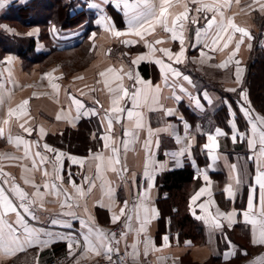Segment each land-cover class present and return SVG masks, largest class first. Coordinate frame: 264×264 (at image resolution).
I'll use <instances>...</instances> for the list:
<instances>
[{
    "label": "crops",
    "instance_id": "obj_1",
    "mask_svg": "<svg viewBox=\"0 0 264 264\" xmlns=\"http://www.w3.org/2000/svg\"><path fill=\"white\" fill-rule=\"evenodd\" d=\"M28 1L5 0L0 3V16L12 2L23 4ZM67 1H72L70 13L84 10L89 18L72 28L52 26L46 40L39 37L40 29L37 25L32 26L28 34L35 40V54L47 53L50 46H55L58 49H78L79 52L90 55L91 60L84 69L66 77L55 67H47L42 71L37 66L38 62H33L34 67L26 69V62L18 55L0 54V128L4 129V135L0 137V169L9 174V185L3 186L9 187L14 180L20 189L28 193L25 202L35 201L30 205L37 217L35 220L22 209L21 214L30 228L40 230V241H49L44 245L33 240L31 246L26 245L23 251L15 254L0 251V264H8L14 259L17 264H22L18 256L23 252L30 255L28 260L26 257L25 264H44L51 256L66 253H74L78 259L92 261L109 256L123 247L128 251L126 264H264V244L252 242L253 226L246 222L244 216V212L248 210L251 191L252 216L259 218L260 191L255 177L258 168L264 170V157L259 153V131H264V125L256 120V117H264V113L252 106L244 86L246 61L253 43L252 31L258 28L255 20L234 18L238 26L250 32L251 40L245 37L235 56L228 61L235 48L234 42L227 48H223L221 43L216 51L205 47L203 38L199 44L196 43V28L199 27L202 31L206 28L205 15L201 14L198 25L188 26L185 33V56L183 62L177 65L159 52L161 48H169L173 53L180 49V42L173 41L171 34L162 27H157L143 40L135 36L115 37L112 34L113 29L120 32L128 30L129 14L125 11L122 0ZM134 2L135 0H129L130 4ZM235 3L231 0L230 7L224 9L226 16L231 17L236 13L243 15L242 11L245 13V7H237ZM173 4H176V0H173ZM173 11L179 12L182 8L176 6ZM191 15L196 13L193 11ZM211 15L212 13H208L207 17L211 18ZM6 27L0 18V29L6 30ZM53 28L55 32L52 31ZM7 29L12 35L18 36L16 30ZM158 39L163 43L155 44ZM235 39H239V33L234 35V41ZM125 40H135L137 43L129 45L123 43ZM145 41L153 44L156 51L150 52ZM139 56L144 59L133 63ZM156 59L172 63L181 72V76L173 77L168 73L165 80L164 70L155 62ZM226 61L225 67H219ZM236 61H239V65ZM141 65H145L146 74L140 70ZM109 67L118 70L129 93L137 89L149 92L147 103L141 95L136 107H133L129 98L121 101L120 106L126 111L120 114V122H116L113 117L111 131L107 128L105 115L111 107L112 96L105 87L104 80L107 79L112 87L116 86L117 81L112 73H106L105 77L99 75ZM237 67L243 70L239 82L236 77ZM128 72H131L133 79L124 75ZM137 76L139 83L135 79ZM183 76H188L191 83L184 80ZM53 83L58 85V89L51 87ZM241 93H246V99L242 98ZM71 97L83 103L84 108L79 113L76 105L72 104ZM25 99L29 101L26 106L27 115L19 120L15 116L8 117V110L16 108ZM196 99L200 101L199 106L194 103ZM242 106L249 109L252 121L257 123V133L252 132V124L242 111ZM221 107H225L227 111L226 126L216 124L212 119L213 114ZM127 109L142 114L141 128L133 127L136 117L130 120ZM168 109L173 110L171 115L165 114ZM92 110L96 114H91ZM237 114L241 116V122L236 119ZM58 115L60 119H57ZM5 119H9L8 125L3 123ZM83 119L94 120L91 138L100 142L97 148L73 153L55 147L46 140L47 134L60 133L65 128L76 129ZM25 121L26 126L31 129L30 133H25L19 127ZM233 123L237 132L235 141L232 139ZM40 128L44 129V134H41ZM217 128L224 135L217 138L218 148L210 156L204 145L208 142L207 136L214 134ZM125 129L132 134L125 137ZM164 129L167 130L163 131ZM239 134H243V138ZM9 135L13 137L12 143H9ZM105 135L109 136L107 142L102 139ZM16 136H22L24 140L31 142L28 157H25V146L16 145ZM198 137L201 139L199 142ZM249 139L256 140L254 148L249 147ZM125 140L128 141L127 151ZM145 141L151 143L146 147ZM106 143L108 148L105 147ZM44 144L65 154L62 163L56 164L61 180L55 179V155L45 150ZM112 146L119 149L120 164L115 166L117 171L107 167V159L112 156ZM196 146L198 154L193 153ZM181 149L184 150L183 155L179 154ZM37 151L52 163L41 166L37 160V167L34 168L32 154ZM97 154L104 157V166L99 174L96 169L99 162L95 159ZM214 156L219 158H213ZM69 157L77 158V162L73 163ZM146 160L149 176H145ZM186 163L194 170L192 181L184 186L188 194L184 211L195 225V231L191 232L181 229L174 215L176 209L168 206L164 200L166 193H160L159 189V178L166 171L182 167ZM232 165L236 166L235 171ZM44 171L49 175L45 176ZM204 175L208 177L207 182ZM237 178L239 184H236ZM4 179L5 177L0 176V183ZM25 180L29 182L25 183ZM46 182L49 186L56 184V192L59 194L51 187L46 189ZM149 182L152 184L151 188L148 187ZM73 184L83 189V196L77 194ZM229 184L233 186L234 197H229L224 192ZM33 185H39L42 198L32 195L37 191ZM201 187H208L211 194L206 193L194 204H190L191 197ZM66 196L70 199L66 200ZM12 198L19 204L17 198ZM208 200L214 202L208 206V211L213 215L217 208L224 213L235 210L236 215L231 225L227 219L220 217L222 227L213 229L203 219L197 218L204 215L199 205ZM121 208L125 209L123 215ZM113 216H119V219L113 222ZM129 216L132 219L129 220ZM4 219L23 232L22 227L15 224L14 213L7 214ZM120 222L126 228L121 232L123 236L112 232ZM142 226L143 231L140 230ZM96 229L107 236L112 247L111 253L100 247ZM86 235L97 251L88 250L84 243ZM256 237L259 238L258 229ZM68 238H72L71 249ZM134 243L135 251L132 248ZM225 253L228 254V259H225Z\"/></svg>",
    "mask_w": 264,
    "mask_h": 264
},
{
    "label": "snow or ice",
    "instance_id": "obj_2",
    "mask_svg": "<svg viewBox=\"0 0 264 264\" xmlns=\"http://www.w3.org/2000/svg\"><path fill=\"white\" fill-rule=\"evenodd\" d=\"M5 2V0H0V3ZM124 4L125 11L129 14V26L127 32H120L116 30H112V34L115 37H121V36H135L140 38L141 40L144 39V37L147 34H150L156 30L157 27H162L163 30L167 33L171 34V39L173 41L178 40L180 42V49L179 51L173 53L169 48H161L159 49V52L163 53L165 57L169 61H174L175 64H180L183 62L184 56H185V33L188 30L189 24L191 25H198L199 23V16L201 14L205 15L206 18V28L205 30H201L199 27L196 28L195 34H196V43L199 44L201 42V39L203 38V42L205 44V47L210 48L212 51H216L218 47L223 43V48H227L229 44L235 43V48L231 52V54L228 57V61H231L232 58L235 56L236 52L239 50L241 44L244 42L245 37H247L249 40H251L250 32L244 28L238 26L234 22V18L230 16L225 15L224 9H227L230 7L231 0H176V4H173V0H135L134 3H129V0H122ZM236 3L239 4V0H236ZM253 4L259 5V10L264 12V0H253ZM179 6L182 8V11L175 12L173 11L174 7ZM252 5H249V8H251ZM195 12L196 15H191L192 12ZM208 13H212L211 18L207 17ZM210 30V31H209ZM53 32H55V28L52 29ZM236 33H239V39H235L234 41V35ZM125 44H135L137 41L135 40H125L123 41ZM155 44H161L163 43L162 40H156L154 42ZM145 46L150 49V52H155L156 49L154 48L153 44H149L147 41H145ZM193 47L195 45H192ZM251 47V45H249ZM223 48H220L222 51ZM201 55L203 56L204 53L202 52ZM144 59L143 56H139L136 58V60L133 61V63H137L139 60ZM155 62L159 65H161V68L164 70L165 73V80L168 78V73H170L173 77H179L181 76V72L172 66V63H165L162 59H156ZM226 62H222L219 67H225ZM236 64L239 65V61H236ZM119 71H122L119 70ZM242 69L237 67L236 71V77L237 82L240 80V76L242 73ZM106 73H112L113 78L117 81V84L115 87L110 86L109 81L107 79L104 80L105 87L107 88L108 92L111 94V107L108 109V112L105 115V119L107 121V128L109 131L112 129L113 125V117H115L116 122H120L121 115L123 112L126 111L125 108L120 106V103L125 98H129L133 102V107L138 106L139 99L141 95L143 96V99L145 103H147L149 99V92L147 91H141L140 89H137L136 91L129 93L128 89L123 84V77L118 74V70L113 69L109 67L106 72H100L99 75L101 77H105ZM47 75V74H46ZM124 75H127L129 79H133L131 72L124 73ZM137 83L140 82L139 77H135ZM184 80L189 81L191 83L190 78L188 76H183ZM51 87L56 90L58 89V85L51 84ZM158 90V89H157ZM234 91V89H233ZM242 98L246 99V93H241ZM177 99H179L177 97ZM72 104L76 105L77 113H79L80 109L84 108L83 103L76 99L75 97H71ZM29 101L27 99L20 102L19 105H17L16 108H10L8 110V117L15 116L17 120L20 119L22 116H26V106L28 105ZM194 103L199 106L200 101L199 99L194 100ZM171 109L166 110V115L172 114ZM242 111L244 112L246 118H248L252 124V132L255 134L257 133V123L255 121H252L251 115L248 108H244L242 106ZM88 114V113H85ZM91 114H96L94 110L91 111ZM234 115V113H233ZM127 116L131 120L133 117H136L135 123L133 124L134 128H141L142 127V114L141 113H134L131 109H127ZM78 118V116H77ZM57 119H60V116H57ZM181 119H183L181 117ZM256 120L260 122V124L264 125V117H256ZM5 125L9 124V119H5L3 121ZM27 121L24 123H20L19 127L23 129L25 133H30L31 129H29L27 126ZM187 127V125H185ZM167 129H164L163 131H166ZM161 131V130H158ZM41 134H44V129L40 128ZM149 133L151 135V130H149ZM127 129L124 131V136L128 137L131 135ZM4 135V129L0 128V137ZM224 135V133L219 129H215L214 134H209L207 136V143L204 145L205 149H208L209 155L212 156L215 149L218 148V140L217 138L219 136ZM241 138H243V134H239ZM237 138V132L235 130V125L233 123V135L232 139L235 141ZM9 143L13 142V137L9 135L8 137ZM106 142L109 140V136L105 135L102 137ZM15 142L17 146H20L23 144L25 146V157H28L30 155V147L31 142L24 140L22 136H16ZM151 141H145V145L147 147L148 144H150ZM158 144V141H157ZM248 145L250 148H254L256 145L255 139H249ZM259 153L260 156L264 157V131H259ZM125 151H127L128 141H124ZM44 149L50 152H53L55 155V162L53 163L54 172L57 173L55 176L56 180H61L62 177L58 174L59 169L56 167V164L62 163V157L65 155L62 152H59L56 149H52L49 145L44 144ZM105 147L108 148L109 145L106 143ZM191 147V142L189 141V148ZM112 156L108 157L107 159V167L108 169L112 171H117L116 165L120 164L119 159V149L115 146L111 147ZM180 155L184 154V150L181 149ZM175 155V154H174ZM213 158H219L218 156H214ZM69 159L72 160L73 163L77 162V158L75 157H69ZM95 159L99 161L96 165L97 173L99 174L101 168L104 166V157L100 154H97ZM251 159V157H249ZM37 160H39V164L42 166L45 163H52L48 160L46 156H43L39 151L32 154V165L33 167H37ZM232 169L235 171L236 166L232 165ZM126 171V168L124 169ZM44 175L48 176L49 173L47 171H44ZM0 176L5 177V179L0 183V251L7 252L9 254H15L16 252L23 251L25 246H31L33 240H35L38 243H42L44 245H47L49 241H40L39 240V231L35 228H30L25 217L21 214L20 209L23 210L24 213H27L33 220H35L37 217L33 213L30 205L34 204L35 201H29L26 203L25 201L28 199V193L24 192L22 189L19 188L18 185H16L15 181L13 180L11 182V185L9 187H5L3 185H9V179L8 173L3 172L2 169H0ZM145 176H149L148 172V162L146 160L145 163ZM204 180L207 182L208 177L207 175H204ZM29 181L25 180V183H28ZM240 181L237 178L236 184H239ZM255 183L259 185V191H260V209H259V218H256L252 216V209H253V195L249 194L248 198V210L244 212V216L246 218V222H249L253 226V243H260L264 244V170H261L258 168L256 177H255ZM33 187L37 188V191L32 193L33 196L36 198H42V193L39 191V185H33ZM44 187L47 189L49 187L52 188L54 192H56L57 185L52 184L49 186V184L46 182L44 184ZM73 187L75 188L77 194L83 196L84 191L82 188L76 187L75 184H73ZM148 187L151 188L152 184L149 182ZM91 189H89L90 191ZM254 190V189H253ZM224 192L229 197H234L235 192L233 191V186L231 184L227 185L224 188ZM206 193L209 195L210 190L208 187H201L199 191L195 193L191 197L190 204H194L196 201L200 199V197L204 196ZM56 194H59L56 192ZM12 197H15L19 200V204H16ZM70 199V197L66 196V200ZM214 202L211 200L206 201V203L200 204L199 207L204 212L203 216L197 217L198 219H203L205 223H207L211 228L213 229H220L222 227L220 222V217H223L229 221V225H231L233 217L236 215L235 210L231 212H220L217 208L216 214L213 215L211 212L208 211V206L212 205ZM125 205L127 206V202H125ZM121 215L125 213V209L121 208L120 210ZM153 214H155V210H152ZM14 213L15 214V224L22 227L23 232L19 231L18 228L13 227L11 223H8L4 217L9 214ZM71 214V213H69ZM119 219V216H113V222ZM128 219H132L131 216L128 217ZM55 223V221H53ZM258 229L259 232V238L256 237V231ZM143 231V226L140 229ZM92 230L90 229V232ZM97 237L99 238V245L100 247H104L105 251L107 253L112 252V247L110 242H108L107 236L99 229H96ZM50 235V234H49ZM123 236V233L121 234ZM69 248L71 249L72 246V238H68ZM114 239V236H113ZM165 241L167 240V237L164 238ZM225 239H227L225 237ZM78 243V242H77ZM84 243L88 247V250L90 251H97L96 246L92 243L89 236H85ZM147 245V242H145ZM132 248L136 249V243L132 245ZM71 254V253H70ZM97 254H99L97 252ZM145 255H147V247L145 250ZM229 256L227 253H225V259H228ZM259 259V257L257 258Z\"/></svg>",
    "mask_w": 264,
    "mask_h": 264
},
{
    "label": "trees",
    "instance_id": "obj_3",
    "mask_svg": "<svg viewBox=\"0 0 264 264\" xmlns=\"http://www.w3.org/2000/svg\"><path fill=\"white\" fill-rule=\"evenodd\" d=\"M72 1L67 0H29L26 3L20 4L12 2L6 12L0 16L3 22L19 27L27 28L39 26V37L46 40L50 36L51 27L60 29L72 28L83 23L86 18H89L84 10L70 13ZM263 21L257 25L258 31L253 33V43L246 61V75L244 86L247 89L248 97L252 106L264 113V37H263ZM263 23V24H262ZM263 37V38H262ZM35 40L31 36H15L9 35L4 30L0 29V54L14 53L21 57L26 63L42 62L53 53H65L73 51L72 49H58L55 46H50L47 53L35 54ZM140 70L146 74L145 65L140 66ZM216 124L225 125L227 119V111L225 107L219 108L212 116ZM236 119L241 122V116L237 114ZM94 120L83 119L76 129L65 128L60 133L47 134L46 140L55 147L67 150L73 153H83L88 149L97 148L100 142L94 141L91 138L92 130L94 129ZM199 140L198 137V142ZM198 146L193 148V153L198 154ZM194 170L189 164H184L179 168H172L166 171L159 178L160 193L165 192L164 200L168 206L174 207L175 217L181 229L188 232L195 231V225L190 220V216L184 211L187 204V189L184 186L193 179ZM197 231V230H196ZM28 254V255H27ZM58 254L54 255L57 256ZM64 255V254H59ZM29 253L23 252L18 257L21 260L27 257ZM26 260L22 264H25ZM8 264H17L14 259Z\"/></svg>",
    "mask_w": 264,
    "mask_h": 264
},
{
    "label": "rangeland",
    "instance_id": "obj_4",
    "mask_svg": "<svg viewBox=\"0 0 264 264\" xmlns=\"http://www.w3.org/2000/svg\"><path fill=\"white\" fill-rule=\"evenodd\" d=\"M234 2H236V0H234ZM235 4H237V3H235ZM237 5H238L237 7L244 6L245 7L244 8L245 13H242L243 11L242 12L240 11L241 14H243V15H239L236 13V14H232L231 17L237 18V19L245 18L248 20L254 19L255 23H258V24L260 21L264 20V14H263L264 12L259 10L258 4H253V0H239V4H237ZM249 5H252V7L249 8ZM253 12H254V16H253ZM231 13H233V10H231ZM4 23L7 25L6 30H4L7 32V34L12 35L11 34L12 32H10L7 29V28H10L12 30L13 29L16 30L18 32V36H20V37L28 36L29 35L28 33L32 28V27L23 28V27H19L18 25H12V24L7 23V22H4ZM263 23H264V21H263ZM256 31H258V28H257V30H255V32ZM252 35H253V33H252ZM262 35L264 37V32ZM249 54H250V52H249ZM90 57H91L90 55H87L84 52L83 53L79 52L78 49L73 50V51H68L65 53H55V54L53 53L50 57H48L44 61L38 62L37 66L39 67V70H42V71L47 69V67H55L59 71H61L63 73V75L68 77L70 75L77 73L81 69H84L89 64V61L91 60ZM34 65H35L34 63L33 64L32 63H26L25 67H26V69H30V68H33ZM25 259L26 258L24 257L22 259V262Z\"/></svg>",
    "mask_w": 264,
    "mask_h": 264
},
{
    "label": "built area",
    "instance_id": "obj_5",
    "mask_svg": "<svg viewBox=\"0 0 264 264\" xmlns=\"http://www.w3.org/2000/svg\"><path fill=\"white\" fill-rule=\"evenodd\" d=\"M125 225L120 222L112 230L113 234L119 235L125 230ZM128 261V251L125 247L113 252L111 255L97 260H82L76 257V254L66 253L64 255L53 256L44 264H126Z\"/></svg>",
    "mask_w": 264,
    "mask_h": 264
}]
</instances>
